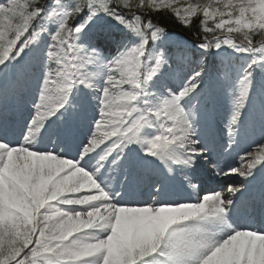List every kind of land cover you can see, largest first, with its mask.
I'll return each instance as SVG.
<instances>
[{"label":"snow or ice","instance_id":"snow-or-ice-1","mask_svg":"<svg viewBox=\"0 0 264 264\" xmlns=\"http://www.w3.org/2000/svg\"><path fill=\"white\" fill-rule=\"evenodd\" d=\"M0 264H264V0H0Z\"/></svg>","mask_w":264,"mask_h":264},{"label":"trees","instance_id":"trees-1","mask_svg":"<svg viewBox=\"0 0 264 264\" xmlns=\"http://www.w3.org/2000/svg\"><path fill=\"white\" fill-rule=\"evenodd\" d=\"M177 31H178V29H177Z\"/></svg>","mask_w":264,"mask_h":264}]
</instances>
